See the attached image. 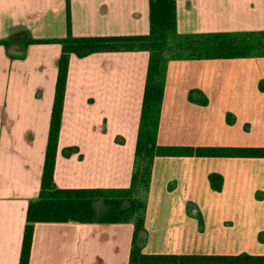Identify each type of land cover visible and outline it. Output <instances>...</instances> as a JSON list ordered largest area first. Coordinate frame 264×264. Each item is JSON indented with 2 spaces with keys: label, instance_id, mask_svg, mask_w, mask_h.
<instances>
[{
  "label": "crops",
  "instance_id": "crops-1",
  "mask_svg": "<svg viewBox=\"0 0 264 264\" xmlns=\"http://www.w3.org/2000/svg\"><path fill=\"white\" fill-rule=\"evenodd\" d=\"M70 31L147 35L149 0H70ZM176 32H264V0H176ZM65 36V0H0V40H13L0 46V264H18L28 202L38 196L61 52L58 44L24 52L18 41ZM148 59L145 51L69 57L57 188H128ZM252 130L264 131V57L168 62L159 147L264 146L249 144ZM151 173L143 254L264 256V159L156 157ZM210 173L222 176L220 192ZM188 204L202 214V232ZM132 235L131 223H37L29 264H128Z\"/></svg>",
  "mask_w": 264,
  "mask_h": 264
},
{
  "label": "trees",
  "instance_id": "trees-1",
  "mask_svg": "<svg viewBox=\"0 0 264 264\" xmlns=\"http://www.w3.org/2000/svg\"><path fill=\"white\" fill-rule=\"evenodd\" d=\"M66 5V36L61 39L18 41L22 50L30 45L58 44L57 77L50 115L38 196L28 202L18 264H29L33 226L37 223L125 224L133 225L128 264H264V256L238 255H146L144 229L146 197L153 162L156 157L259 158L264 148L232 147H159L156 143L167 64L172 60H219L264 57V32L210 33L180 36L176 32V0H149V33L138 36L74 37L70 31V0ZM171 40L183 42L173 55L166 57ZM12 38L0 40L9 49ZM145 51L149 54L140 120L134 150V166L125 189H59L53 179L57 140L60 130L68 59L84 58L96 53ZM203 97L201 106H206ZM65 149L64 156L73 152ZM210 189L220 192L221 175L207 177ZM144 193V198L140 197ZM200 232L204 229L202 214L194 215ZM260 240L261 238L258 237Z\"/></svg>",
  "mask_w": 264,
  "mask_h": 264
},
{
  "label": "rangeland",
  "instance_id": "rangeland-1",
  "mask_svg": "<svg viewBox=\"0 0 264 264\" xmlns=\"http://www.w3.org/2000/svg\"><path fill=\"white\" fill-rule=\"evenodd\" d=\"M181 42H177L175 40H171V43L168 46V50H167V54L166 57H169V55H173L176 50H178V47L180 46V44L183 42V40H180ZM245 132H251V129H249V124H246L245 126ZM254 133L258 132L259 134H257L253 140L249 141V144H264V131L263 130H252ZM247 142V141H246ZM247 148L249 146H237V147H232V148ZM255 147V146H254ZM258 148H264V146H260ZM211 174V173H210ZM218 174V173H216ZM220 175V174H219ZM141 198H144L145 194L144 193H140L139 194Z\"/></svg>",
  "mask_w": 264,
  "mask_h": 264
}]
</instances>
